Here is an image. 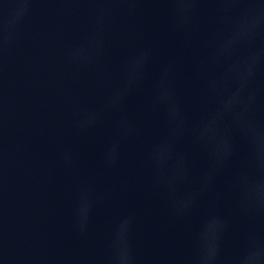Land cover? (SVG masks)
Instances as JSON below:
<instances>
[{
	"label": "water",
	"instance_id": "95a60500",
	"mask_svg": "<svg viewBox=\"0 0 264 264\" xmlns=\"http://www.w3.org/2000/svg\"><path fill=\"white\" fill-rule=\"evenodd\" d=\"M209 225L264 264V0H0V264H202Z\"/></svg>",
	"mask_w": 264,
	"mask_h": 264
},
{
	"label": "clouds",
	"instance_id": "9594fccd",
	"mask_svg": "<svg viewBox=\"0 0 264 264\" xmlns=\"http://www.w3.org/2000/svg\"><path fill=\"white\" fill-rule=\"evenodd\" d=\"M247 32V27L245 25H242L240 27V30L238 32V36L239 35H244ZM232 41H228L225 45V49L229 48L231 46ZM145 56H141L139 57L136 61H134L131 66L130 69L131 71L135 72L136 69H138L139 67L142 66L143 62H144ZM161 92H160V96L158 97L159 100H167L169 97V91L168 89L164 86L163 81H161ZM120 99L119 94H117V96H115L112 100V103H116L118 100ZM232 103H234V100L230 99L228 101H226L225 103V108L228 109L231 107ZM176 114V108L173 107L171 109V115L175 116ZM210 131V126H206L205 128V132ZM166 154H167V150L165 148H161L159 150V156L161 160H164L166 158ZM212 225H215L216 228L219 227L218 222L213 221ZM211 225H209L205 235L202 237V241H203V255H202V264H211V262L215 259L217 252H218V246L216 245V243L214 242L217 237H216V231L214 234L210 235L209 234V228ZM210 243H214V247H215V251L214 253L209 257L207 252H208V248H209V244ZM117 259H120L119 253H117ZM261 260V255L259 253V251H253L252 249H248L245 252L241 253L237 258H236V264H259V261Z\"/></svg>",
	"mask_w": 264,
	"mask_h": 264
}]
</instances>
